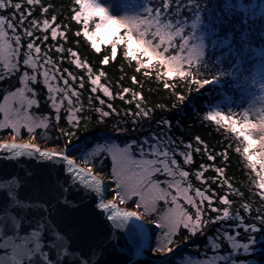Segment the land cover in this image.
Instances as JSON below:
<instances>
[{
  "label": "snow or ice",
  "instance_id": "snow-or-ice-1",
  "mask_svg": "<svg viewBox=\"0 0 264 264\" xmlns=\"http://www.w3.org/2000/svg\"><path fill=\"white\" fill-rule=\"evenodd\" d=\"M40 2L41 0H26L29 6L38 5ZM75 4L78 9L73 11L70 19L77 25V30L74 32L77 43L80 42L79 38L82 36L96 53L101 52L102 45L111 46V56L103 55L100 61L101 65L109 64L110 60L117 56V46L122 44L124 45L123 56L128 61L135 62L137 72L159 65L163 72L162 74L158 72V78L179 77L190 81L199 88L220 78L217 75L210 80L201 71V68H208L204 62L206 57L205 39L203 34L198 36L195 31L198 28V22L193 21L189 27L188 19L181 16L184 8L180 6L179 0H176L177 19L175 21L169 13V0H163V10L159 7L153 9L145 4L138 11L127 12L119 16L113 14L101 0H75ZM184 7L189 10L192 7V0H188ZM9 8L13 9L10 15L0 14V64L8 72H18L21 67L25 70L19 76V86L14 90H5L0 97V116H2L0 129L9 128L15 135L21 128H26L28 133L40 128L44 130V133L39 138H46L52 131H56L58 134L54 138L55 142L50 144V147L55 150H42L31 142H11L0 143V152H7L12 157L29 156L40 160L62 161L65 165L63 171L69 175L70 179L67 185L59 184L60 203L69 208L76 207L75 203L69 199L70 188L74 190L82 188L85 192L95 193L105 190L108 186L107 183L98 179L97 176L103 173L104 167L108 166L104 164V161H110V180L115 185L112 192L120 198L122 203L126 199L130 200L132 196H136L139 198L136 203L137 207L143 204L147 209L151 205L152 210L155 211L158 202H164L166 207L156 223V228L166 229V231L163 232V243H159L160 237L157 236L158 245L154 249L156 253L173 251V248L168 245L175 244L172 236L180 228L187 230L193 236L197 234L198 230L200 234H204L209 224H217L230 217L227 205H230L231 201L226 194L218 196L216 190L211 187L223 177L224 168L215 164H202L194 173L198 181L207 185L201 189L194 188L188 180V177L193 173L181 167L177 157L182 158L184 165H188L194 162L193 153L201 152V148L194 147L191 142L180 141V144H177L174 139L163 132L159 135L152 133L151 137H143L140 140L127 139L125 130H121V137L116 140L122 139L123 143L116 142V140H103L102 142L98 140L82 156L69 155V146L80 137L77 136L80 121L91 118L87 113L92 111V97L88 101L89 108H84L80 101L81 93L77 88L85 87V76L77 77L69 68H61L60 63L67 59L75 68L86 70V78L90 85L89 92L94 95L101 106H106L109 110L102 111L101 108H96L95 112L101 118L109 117L114 111L112 103H106V100L101 98V94L111 100L115 98L114 93L109 85L101 81V77L105 75L103 71L98 74L94 73L93 69L79 57L77 51H73L72 48L65 49L63 44L59 43L58 37H66L64 32L59 31L61 25L50 23L49 19L43 21L30 19L33 16L31 7L27 11H21L22 4L20 2L0 0V10ZM48 10L47 7L41 8L44 13H47ZM51 20L54 22L56 16H52ZM93 21H95L94 25ZM26 24H28L27 27H25ZM37 28L45 33L42 37L35 34L34 29ZM122 29L123 34H121ZM186 29H191L187 35H185ZM22 36L28 37L26 45L22 43ZM49 38L55 43L42 51L41 45L46 44ZM194 39L198 42H192ZM22 48H25L23 52ZM51 48H54L60 57L53 59ZM66 52L68 56L64 55ZM65 74H67V78ZM149 74L145 73V75ZM5 78L0 75V80ZM69 78L73 82L78 80V86L74 87L73 84H70ZM41 81L47 93L45 101L56 114V121L61 119L60 113L62 106L64 107L67 127L50 126L51 118L49 116L37 115L32 111L34 106L40 107V102L35 98L37 96L35 89L29 85ZM164 87L169 88L170 85L165 82ZM129 92L130 89L123 88L119 98L124 100V94ZM138 95L140 94L133 92V99ZM178 99L184 101L185 96L180 95ZM136 108L134 116L139 115L142 111L139 104ZM260 113H264V108L260 109ZM142 114L145 117L149 116L148 110H143ZM202 119L229 129L243 143L242 156L246 160L248 168L258 178L255 180V184L260 190L261 196L264 197V115H260L259 123H256L249 118V110H244L242 120L236 119L232 115H226L220 110H209ZM161 123L166 127L171 126V121L165 120ZM73 129L77 131H73ZM85 131H87L86 126ZM256 132L262 134L259 139L253 135ZM195 139L199 145L200 137ZM180 145H183L188 151H181ZM205 149L207 150L206 145ZM236 152L240 153V148H237ZM219 155L224 157L226 153L222 152ZM90 156L96 159H89ZM78 159L89 164L87 171L77 166ZM216 159V156L208 154L209 161L214 162ZM93 165H95V170ZM209 168H214L217 175L205 179L204 172ZM26 175L31 177L30 174ZM157 177H163V179H157ZM209 181L211 184L208 183ZM19 183L22 184V181ZM225 183H227L226 180ZM121 189L125 190L124 193H121ZM216 200H219L222 205H226L223 207L222 215L202 219L205 213L203 207L205 203L208 205L209 211L216 213L221 211L213 206ZM42 204L47 210V205ZM96 207L105 212L110 210L107 220L115 222L112 227L116 230L126 229L129 221L136 217V213L122 211L112 202L104 203L101 200L96 204ZM243 211L250 213L252 209L248 204H244ZM237 219L240 221V224L236 226L237 239L227 232L225 235L228 240L232 241V249L237 251L243 249L244 252H249L252 245L256 243V238L254 235H249L246 243H239L238 228L243 226L245 233H256L264 229L257 227V222L264 225V208L257 210V214L250 223L244 224V218L239 213H237ZM7 222L15 229L16 234L5 236L4 224H0V249L10 250V254L7 256H0V264H23L25 261L30 262L38 254L45 264H51L48 253L42 252V232L31 229L27 234L20 235L21 225L17 220L10 217ZM138 227L142 229L143 225H138ZM51 235H53V242L50 246L57 249L60 256L72 257L71 264H95L100 255L97 247L89 248L87 253L79 255L70 251L68 241L53 225ZM208 239L211 241L212 237L209 236ZM219 247V244L213 245V248ZM203 264H209V261L205 260ZM240 264H244V262L241 261Z\"/></svg>",
  "mask_w": 264,
  "mask_h": 264
},
{
  "label": "trees",
  "instance_id": "trees-1",
  "mask_svg": "<svg viewBox=\"0 0 264 264\" xmlns=\"http://www.w3.org/2000/svg\"><path fill=\"white\" fill-rule=\"evenodd\" d=\"M128 1L140 9L147 4L153 9L159 7L163 10V0ZM13 2L22 4L21 11H27L31 7L33 16L30 19H39L40 21L49 19L50 23L61 25L59 31L64 32L66 37H58L59 43L63 44L65 49L72 48L73 51H77L79 57L93 69L94 73L98 74L103 71L105 75L101 77V81L109 85L114 93L115 98L111 100L101 94V98L105 99L106 103H112L114 109L109 117L101 118L95 109L109 110L106 106H101L94 95L89 92L90 85L86 78V70L75 68L67 59L60 63L61 68H69L77 77L85 76V87L83 89L77 88L81 93L80 101L84 108H89L88 101L92 97V111L87 113L91 118L86 121L81 120L78 131L73 129V131H77V136H80L69 146V148L74 149L76 157H80L88 149L90 150L93 143L98 140L101 142L103 140H116V138L121 137V130H125L127 139L135 140L151 137L152 133L159 135L163 132L174 139L177 144H180V141L191 142L194 147L201 148L200 153H193L194 162L188 165H184L182 158L177 157L181 167L193 173L188 177V180L194 188L203 189L207 187L206 184L198 181L194 175L202 164H215L224 168L223 177L211 187L216 190L218 196L226 194L231 201V204L227 205L230 217L217 224H209L204 234H200L198 230L197 234L193 236L187 230L180 228L172 236L175 244L168 245L173 248V251L156 253L154 249L158 245L157 236L160 237L159 243L161 241L163 243L165 229H157L156 217L152 216L156 223L152 230L151 248L146 252L143 261L146 264H189L188 257L202 259L217 256L216 264H240L241 261L244 264H264V229L256 233H245L243 226H239V243H246L249 235H254L256 238V243L252 245L249 252H244L243 249H239V251L232 249V241L228 240L225 235L227 232L234 239H237L236 226L240 224L237 213L244 218V224H247L252 222L258 209L264 208V197L261 196L260 190L255 184V180L258 178L248 168L247 162L242 156L244 145L229 129L202 119L209 110H220L226 115H232L241 120L244 110H249V116H251L250 97L260 95L263 84L259 61L264 57V0H192V7L189 10L184 7L188 0H179L180 6L184 8L181 16L188 19L189 27L193 21L198 20V28L195 31L198 36L203 34L205 39L206 57L204 62L208 68H201V71L210 80L214 76H220L218 80L205 85L203 88L194 86L190 81L179 77L158 78V72L161 74L163 72L159 65L152 69H141L137 72L135 62L128 61L123 56L124 45L122 44L117 46V56L110 60L109 64L101 65L100 61L103 55L111 56V46L102 45L101 52L96 53L82 36L79 38L80 42L77 43V38L74 36L77 25L75 21L70 19L73 11L78 9L75 0H41L40 4L33 6L27 5L26 0H13ZM169 3V13L175 21L177 19L175 14L176 0H169ZM42 7H47L48 12H42ZM12 11L11 8L0 10V14L10 15ZM52 16H56L54 22L51 20ZM92 23L94 25L95 21ZM27 26L28 24L25 25V27ZM34 31L37 36L42 37L45 34L39 28L34 29ZM190 32L191 29H186L185 35ZM121 34H123V29ZM48 35L50 37V32ZM27 42L28 37L22 36V43L26 45ZM192 42L198 41L194 39ZM54 43L49 38L46 44L41 45L42 51ZM24 50L25 48H22V52ZM51 53L53 59L60 57L54 48H51ZM64 55L68 56V53L66 52ZM24 70L21 67L18 72H8L0 64V75L6 77L0 80V97L5 90H14L15 87L19 86V76ZM146 72L150 74L145 75ZM65 76L67 78V74ZM165 82L170 85L169 88L164 87ZM69 83L77 87L79 81L73 82L69 78ZM29 86L35 89L37 93L35 98L40 102V107L34 106L32 111L37 115L49 116L51 118L50 126L55 128L67 127L66 111L63 106L60 113L61 119L55 120L56 114L45 101L47 93L42 81ZM123 88L130 89V92L124 94V100H121L119 94ZM133 92L140 95L133 99ZM180 95L185 96L184 101L178 99ZM137 104L142 111L139 115L134 116L133 113L137 111ZM143 110H148V117L142 114ZM165 120L171 121L170 127L161 123ZM85 126L87 131H85ZM43 133L44 130L40 128L32 133H28L26 128H22V132L19 135L15 134V136L19 140L34 138L39 144H47L50 147V144L55 142L54 138L58 133L52 131L46 138H39ZM255 134H253L254 137ZM9 135H14L11 129H0V141L5 140ZM196 137H200L201 143L199 145L196 143ZM116 142L123 143V140H116ZM237 148H240V153L236 152ZM180 150L188 151L183 145H180ZM222 152L226 153V156L221 157L219 154ZM209 153L217 157L214 162L208 160ZM89 159L96 158L90 156ZM77 162L89 167V164L85 163L84 160L78 159ZM104 164L108 166L103 168V173L99 176H102L110 184L112 191L115 185L110 180V161L105 160ZM93 168L95 170V165ZM216 175L214 168L206 169L204 172L205 179ZM157 179H163V177H157ZM208 183L211 184V181ZM119 203L121 206L126 205L132 209L137 207L136 198L132 201L125 200L123 203L119 200ZM244 204L251 207L250 213L243 211ZM213 206L221 211L219 213L211 212L205 203L203 206L205 213L202 219L222 215L223 207L226 205H222L219 200H216ZM257 227L258 229L264 228V225L257 222ZM209 236L212 237L211 241L208 239ZM214 244H219L220 247L213 248Z\"/></svg>",
  "mask_w": 264,
  "mask_h": 264
},
{
  "label": "water",
  "instance_id": "water-1",
  "mask_svg": "<svg viewBox=\"0 0 264 264\" xmlns=\"http://www.w3.org/2000/svg\"><path fill=\"white\" fill-rule=\"evenodd\" d=\"M11 142L28 141L17 138L0 141ZM31 143L47 150L42 144ZM69 149L70 155L72 148ZM77 166L85 171L88 169L78 162ZM64 167L62 161L40 160L29 156L12 157L7 152H0V224H4V235L16 234L15 229L7 222L10 217H14L21 225L20 235L27 234L31 229L42 232V252L48 253L51 264H71L73 259L60 256L59 251L50 246L53 242L52 225L64 235L69 250L77 255L97 247L100 255L95 264H136L143 261L151 248L152 229L138 214L129 221L126 229H113L115 222L107 220L110 210L105 212L96 207L101 200L107 203L110 199V184L101 193L70 188L69 199L76 207L62 205L59 184L67 185L70 179L63 171ZM97 178L104 181L99 175ZM42 203L47 205V210ZM118 208L136 213L127 206L119 205ZM138 225H143V228ZM8 254L10 250L0 249V256ZM23 264H45V261L38 254L30 262L25 261Z\"/></svg>",
  "mask_w": 264,
  "mask_h": 264
},
{
  "label": "rangeland",
  "instance_id": "rangeland-1",
  "mask_svg": "<svg viewBox=\"0 0 264 264\" xmlns=\"http://www.w3.org/2000/svg\"><path fill=\"white\" fill-rule=\"evenodd\" d=\"M101 2L106 7H108L113 14H116L117 16L124 14V13H127V12H131V11H138L140 9V7H136L135 5H133L131 3V1L129 2L128 0H101ZM196 22H198V20ZM259 64H260L259 69L261 70L260 74H262V78H263V84H262V89H261L262 91H261L260 95H258V96L252 95L250 97V107L252 109V113H251V116H249V118L252 119L256 123H259L260 115H264V113H260V109L264 108V57L262 58V60L259 61ZM258 113H260V115H257ZM21 132H22V128L16 134L19 135ZM260 135H262V134L259 132H256L255 138L259 139ZM11 138L16 139V136L15 135H9L6 139H11ZM27 140H32L33 142H37L36 139H34V138H30ZM42 145L46 146V144H42ZM70 155L75 156V157L77 156L74 153V149H71ZM86 167H88V166H86ZM100 177H102V176H100ZM104 181L107 184H109L106 180H104ZM110 191H111V188H110ZM124 191H125L124 189H121V193H124ZM135 198H136V201L139 199L136 196H132L130 200L126 199V201H132ZM110 199L116 200L118 203L120 200L119 197L113 195V192H112ZM124 206H126V205H124ZM165 207L166 206H165L164 202H158L157 208L155 211L152 210L151 205H149L148 208L146 209L143 204H141L139 207H136L134 210L141 217V219L144 221V223L146 225H149V227L153 230L156 222L153 220L152 216H155L156 220L158 222L160 217L162 216L164 210H165ZM165 231H166V229H165ZM151 233H152V231H151ZM161 243H162V241H161ZM205 260H208L209 264H216L215 262L217 260V256H213L212 258L208 257V258H202V259L194 258V257H188V259H187L189 264H203V262ZM136 264H146V263L144 261H139Z\"/></svg>",
  "mask_w": 264,
  "mask_h": 264
},
{
  "label": "bare ground",
  "instance_id": "bare-ground-1",
  "mask_svg": "<svg viewBox=\"0 0 264 264\" xmlns=\"http://www.w3.org/2000/svg\"><path fill=\"white\" fill-rule=\"evenodd\" d=\"M26 141H28V142H33L32 140H26ZM44 148L47 149V150H55L54 148H52V147H47V146H44ZM109 202L115 203V204L117 205V207L120 205V203H118L116 200H113V199H108V200H107V203H109ZM135 212H136V211H135ZM136 214H137V212H136Z\"/></svg>",
  "mask_w": 264,
  "mask_h": 264
}]
</instances>
